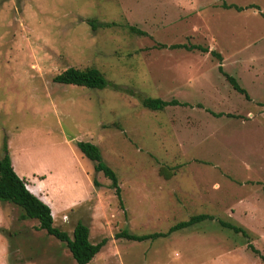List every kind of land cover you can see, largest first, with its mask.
Here are the masks:
<instances>
[{
	"label": "rangeland",
	"instance_id": "obj_1",
	"mask_svg": "<svg viewBox=\"0 0 264 264\" xmlns=\"http://www.w3.org/2000/svg\"><path fill=\"white\" fill-rule=\"evenodd\" d=\"M181 43L207 51L169 47ZM67 67H94L118 88L54 82ZM143 97L186 104L150 110ZM262 103L264 0H0V156L5 142L13 170L48 204L81 188L50 208L59 229L80 220L90 242L105 239L86 264H264ZM76 141L96 145L121 204ZM20 212L0 201V264H75ZM195 214L212 219L154 239L114 236Z\"/></svg>",
	"mask_w": 264,
	"mask_h": 264
},
{
	"label": "trees",
	"instance_id": "obj_2",
	"mask_svg": "<svg viewBox=\"0 0 264 264\" xmlns=\"http://www.w3.org/2000/svg\"><path fill=\"white\" fill-rule=\"evenodd\" d=\"M226 7H233L239 10V7L234 5H229ZM242 9V8H241ZM88 24L91 28L96 26H111L115 22H109L104 24L101 22H96L94 19H89ZM129 30L136 32L137 34H144L141 30L133 27L127 26ZM170 48H183L185 50L198 49L201 52L207 51V48L197 45V44H171ZM209 53L215 56L218 60L220 56L217 52L209 50ZM220 65L218 66V69ZM226 80L229 82L230 86L239 93H242L247 99V95L244 90L239 87L237 82L233 77L224 74ZM52 80L56 83L70 84L76 86H82L92 89H101L106 87H111L117 89V85L112 84L105 79L103 74L94 67H84V68H74L67 67L61 72L57 73L52 77ZM143 107L150 110H161L162 108L169 105H185L186 103L178 102L174 99L161 100L159 98H149L143 97L140 100ZM264 108V103L261 104ZM75 147L81 153V155L87 158L93 163V170L100 172L104 177L109 180V187L114 191L117 197V201L121 204L119 198V187L117 185V179L114 172L102 161L100 153L96 145L87 141H76ZM167 172L163 173L164 176H168ZM24 178H20L13 170L10 162L9 155L7 153V147L5 142L2 143V155L0 156V201L8 202L21 209L18 214L19 219H35L38 224V228L45 231L47 235L54 237L56 240L62 242L70 253L71 258L74 260L75 264H86L91 258L99 251V249L104 245L105 239L102 238L99 241L92 243L88 239V227L82 223L80 220H76L74 223L71 233L59 229L53 225L52 215L50 213L49 207L41 201L37 196L31 193L27 188H25ZM93 185H98V182L93 178ZM205 219H212V216L207 214H195L188 217L186 220L179 221L164 232H153L148 234H135L128 232L127 230H120L114 234L115 237H122L126 240L131 241H142L146 239H154L157 237H163L168 235L170 232L177 229L188 227L192 224L200 222ZM217 223L221 227L230 229L232 232L245 233V230L237 225L226 223L221 220H217ZM264 260V258L262 257Z\"/></svg>",
	"mask_w": 264,
	"mask_h": 264
},
{
	"label": "crops",
	"instance_id": "obj_3",
	"mask_svg": "<svg viewBox=\"0 0 264 264\" xmlns=\"http://www.w3.org/2000/svg\"><path fill=\"white\" fill-rule=\"evenodd\" d=\"M13 162H15L16 160L15 159H13L12 160ZM15 172V171H14ZM16 173V172H15ZM20 178H26V175L25 174H23V175H19L18 173H16ZM32 193V192H31ZM36 196V195H35ZM79 196H81L82 197V190H81V188L80 187H77V188H75L73 191H71L68 195H66V197L65 198H63L64 200L62 201V202H60V201H57V202H52L51 200H48V202L49 203H51V204H48L46 201H44V200H42V199H40L39 197V199L41 200V201H43L48 207H49V209H50V211H51V214L52 215H54V213H53V210H51V208L53 207V209H54V207H55V211H56V213L58 212V211H60V206L61 205H64L65 204V202H68V201H70L72 198H79ZM50 205V206H49ZM51 207V208H50ZM63 207H68V206H63ZM65 209V208H64ZM55 213V214H56ZM53 217V216H52ZM0 218H2L3 219V216L1 215V217Z\"/></svg>",
	"mask_w": 264,
	"mask_h": 264
},
{
	"label": "built area",
	"instance_id": "obj_4",
	"mask_svg": "<svg viewBox=\"0 0 264 264\" xmlns=\"http://www.w3.org/2000/svg\"><path fill=\"white\" fill-rule=\"evenodd\" d=\"M24 186H25V188H27V187H26V184H24Z\"/></svg>",
	"mask_w": 264,
	"mask_h": 264
}]
</instances>
